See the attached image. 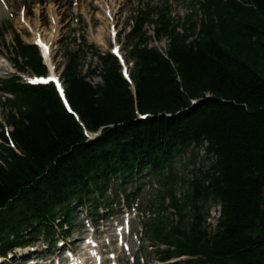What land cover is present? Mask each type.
<instances>
[{
  "label": "trees",
  "instance_id": "obj_1",
  "mask_svg": "<svg viewBox=\"0 0 264 264\" xmlns=\"http://www.w3.org/2000/svg\"><path fill=\"white\" fill-rule=\"evenodd\" d=\"M202 10L205 24L190 19L180 26L167 10L154 21L137 13L127 36L134 90L108 53L85 72L81 52L66 53L62 75L71 106L89 131H101L92 142L52 87L2 103L21 154L1 146L0 235L52 213L78 189L128 178L148 164L161 168L192 147L204 151L202 167L185 182L182 203L191 210L175 205L186 227L156 234L169 247L165 258L264 264V0H207ZM148 22L157 40L167 37L165 55L147 48L142 27ZM17 44L23 66L44 73L37 52ZM91 76L102 83L91 85ZM191 100L198 102L191 107ZM136 110L150 117L137 120ZM194 159L191 152L188 162ZM208 203L220 206L214 230L206 225Z\"/></svg>",
  "mask_w": 264,
  "mask_h": 264
},
{
  "label": "rangeland",
  "instance_id": "obj_2",
  "mask_svg": "<svg viewBox=\"0 0 264 264\" xmlns=\"http://www.w3.org/2000/svg\"><path fill=\"white\" fill-rule=\"evenodd\" d=\"M41 2H45L46 6L39 11L40 13L36 11V7L34 5L36 4L37 0H21L18 3H14L13 7L15 9L14 13L17 12L20 5L26 4L28 7V15H29V22L32 27L36 30H39L40 33L45 35L46 37H50V30L51 26L48 21V17L51 12L54 10V12L59 16L60 18V26H61V32L62 37L64 38L61 41H57V43L54 45V64L58 67L59 73H61L63 69V62L64 58L62 56L63 51L65 49H74L73 45H71L70 39H72L73 31L83 32L84 36L86 37V40L89 44L93 45L96 50H98L100 53H106L110 50L111 46V40L108 36V29H109V23L104 17L103 13V1L108 3L110 7L113 10V14L116 18V22L118 25V31H119V43L121 44V47L123 48V52L126 55L127 58V50L125 48L126 46V39L125 36L129 32L130 25V14L132 11H137L139 9H153L154 11H158L160 8H162L165 3L162 2V0H81L78 7L70 9L69 7V0H39ZM169 3L171 5L172 13L171 16L174 17V19H177V17H185L188 13H190L189 8V0H169ZM161 5V6H158ZM166 5V4H165ZM49 9V11H48ZM78 13V17H80V21L78 24L72 23V14ZM16 14V13H15ZM0 30L4 34L0 39H2L3 43L5 45H11L12 36L10 31L6 32V30L9 28V26H17L18 20L17 18L10 22L6 17L0 22ZM19 30H22L20 27ZM1 33V34H2ZM27 38L24 41L25 43L31 42L30 37L27 34ZM72 41V40H71ZM5 46V48H6ZM149 46H155L159 50H165L166 49V41L163 40L162 42H154L151 41L149 43ZM1 48H3L0 45ZM128 59V58H127ZM98 61L96 58L91 57L88 55L84 61V65H92L93 67L97 65ZM129 67L132 68V63H129ZM12 71V70H11ZM9 71H1L0 75H5ZM89 81L92 84H99L100 80L98 77H93L89 79ZM203 155V152L199 151L197 155H195L196 158V165L195 168H199L201 165V157ZM188 159V155H184L181 158V162H179L176 165V170L178 173L187 175L188 172L193 168L192 166H183L185 164L186 160ZM218 216V209L216 207L211 206L209 211V218L210 223L214 224L216 221V218ZM148 251V250H147ZM148 255V252H147ZM154 254L153 251L149 253V259L151 264H157L154 262Z\"/></svg>",
  "mask_w": 264,
  "mask_h": 264
},
{
  "label": "snow or ice",
  "instance_id": "obj_3",
  "mask_svg": "<svg viewBox=\"0 0 264 264\" xmlns=\"http://www.w3.org/2000/svg\"><path fill=\"white\" fill-rule=\"evenodd\" d=\"M36 43H37L38 45H40L41 48H44V49H45V54H46V46L43 45L39 39H37ZM114 51H116V50L114 49ZM53 79H55V78L53 77Z\"/></svg>",
  "mask_w": 264,
  "mask_h": 264
},
{
  "label": "bare ground",
  "instance_id": "obj_4",
  "mask_svg": "<svg viewBox=\"0 0 264 264\" xmlns=\"http://www.w3.org/2000/svg\"><path fill=\"white\" fill-rule=\"evenodd\" d=\"M13 9V8H12ZM12 12L14 11V9L13 10H11ZM4 17V13H3V10H2V8H1V6H0V20H2V18Z\"/></svg>",
  "mask_w": 264,
  "mask_h": 264
}]
</instances>
